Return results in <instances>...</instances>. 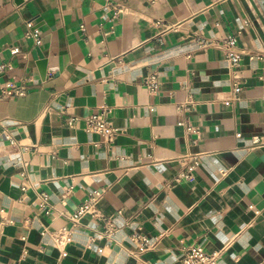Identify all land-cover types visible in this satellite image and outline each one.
I'll return each mask as SVG.
<instances>
[{
    "label": "crops",
    "instance_id": "obj_1",
    "mask_svg": "<svg viewBox=\"0 0 264 264\" xmlns=\"http://www.w3.org/2000/svg\"><path fill=\"white\" fill-rule=\"evenodd\" d=\"M0 66V264H264V0H0Z\"/></svg>",
    "mask_w": 264,
    "mask_h": 264
},
{
    "label": "built area",
    "instance_id": "obj_2",
    "mask_svg": "<svg viewBox=\"0 0 264 264\" xmlns=\"http://www.w3.org/2000/svg\"><path fill=\"white\" fill-rule=\"evenodd\" d=\"M114 10L117 12H121L118 3H114L112 5ZM37 43H40V40H36ZM229 45L234 44L235 40L233 38H229L227 41ZM240 60V56L236 53H231L228 57V61L232 66H238ZM6 66H0V73L7 70ZM149 85L153 90L156 89L157 84L154 77H151L149 79ZM241 91L240 87H236L234 92L235 94H239ZM5 95L11 96V97H22L25 95V90H6ZM191 103V102H190ZM188 103L187 105H189ZM111 110L109 108H103L98 113L93 114L87 119V126L86 130L88 132L100 134L104 136V138L107 141H111L112 138L117 134L118 129H116L110 119ZM198 163L193 162L188 168V171L185 173H182L178 176L179 181H192L194 179V173L196 171ZM100 196H93L91 199V202L83 205L79 208V210L73 215L71 220L75 223H78L79 220L86 214H97L96 211V204L99 201ZM56 242L64 247L69 239V230L63 229L57 234L54 235ZM135 242H138L140 245L147 246V239L143 236L135 235L133 237ZM219 259L218 254H209L206 252L205 248H203L200 245H192L188 248L184 249L183 251V257H182V263L183 264H217V261Z\"/></svg>",
    "mask_w": 264,
    "mask_h": 264
}]
</instances>
